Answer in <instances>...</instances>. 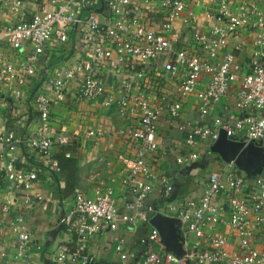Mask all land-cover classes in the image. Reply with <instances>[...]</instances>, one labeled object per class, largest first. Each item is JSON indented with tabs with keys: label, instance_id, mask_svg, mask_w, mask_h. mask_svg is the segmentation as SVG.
I'll list each match as a JSON object with an SVG mask.
<instances>
[{
	"label": "built area",
	"instance_id": "built-area-1",
	"mask_svg": "<svg viewBox=\"0 0 264 264\" xmlns=\"http://www.w3.org/2000/svg\"><path fill=\"white\" fill-rule=\"evenodd\" d=\"M28 1L0 0V7L11 9L16 16L14 22L0 21V86L7 87L17 78L12 95L18 107L24 87L33 89L32 77L39 76L46 67L47 73L34 95L38 127L26 142L40 153L53 174L62 171L53 147L68 145L69 138L53 135L52 107L67 97L70 82L78 84V96L100 100L105 107L115 106L122 116L138 117V125L124 132L136 149L123 180L130 199L121 209L113 187H97L91 196L80 187L74 188L73 203L61 215L60 224L77 236L76 245L59 244L53 252L55 262L91 264L95 254L87 250L89 237L162 213L181 220L185 254L177 256L166 250L158 229L153 227L148 238L142 239L145 246L139 252L128 251L125 243L119 242L116 250L123 260L131 258V264H264V248L252 242L264 230V169L261 174L249 176L234 161L221 159L220 169L208 174L198 201H177L173 183L159 177L147 160L149 153L160 148L157 135L164 114L179 118L185 98L197 91L201 116H205L211 105L229 95L239 79L232 110L224 116L216 115L211 124H179L188 150L176 157V163L187 165L199 160L200 153L192 149L199 144H206V151L212 152L221 128L232 139L254 141L264 148V8L247 0H216L218 10L210 33H192L197 54L177 49L179 37L173 30L178 19L193 23V13L187 14L189 0H52L55 8L45 3L27 8ZM135 1H147L152 8L155 5L165 11L163 32L149 27L134 13L131 5ZM102 5L103 11L98 12ZM247 29L256 34L255 48L249 71L241 76V66L227 46L229 38H239L241 30ZM72 34L83 56L72 62H53L48 48L55 42L65 46L72 41ZM103 68L112 70L119 80L109 86L98 75ZM23 140L14 131L0 133V177L28 188L38 175L19 165L17 151ZM2 189L0 182V230L8 228L15 234L17 245L11 264H18L31 245L26 216L34 200L23 196L22 213L16 207L17 197L5 196ZM156 189L164 199L162 206L148 202ZM36 199L41 201L43 196L38 194ZM218 222L241 235L237 253H231L227 238L215 231Z\"/></svg>",
	"mask_w": 264,
	"mask_h": 264
},
{
	"label": "crops",
	"instance_id": "crops-1",
	"mask_svg": "<svg viewBox=\"0 0 264 264\" xmlns=\"http://www.w3.org/2000/svg\"><path fill=\"white\" fill-rule=\"evenodd\" d=\"M247 1L257 2L264 8V0ZM40 3H45L51 8L57 6L52 3V0H29L25 6L34 8ZM131 7L136 15L146 20L149 27L163 32V23L167 20L165 11L158 10L155 5L152 8L147 1H135ZM187 8V14L193 13V23L186 24L182 19L173 23V30L179 37L177 49H187L189 52L198 54L192 33L194 30L210 33L218 5L216 0H189ZM15 20L16 16L11 9L5 6L0 7L1 22H14ZM74 36L75 34L71 35L72 41L65 46L62 44L59 46L55 42L48 48L53 62L56 60L72 62L83 56L81 45L80 49L76 47ZM255 38V32L249 29L241 30L239 38H229L227 50L232 52L236 62L240 64L241 76L249 71ZM222 53L224 51H221ZM46 73V67H42L41 74L32 77V82L35 84L34 90L31 88L28 91V86L24 87L22 104L18 107L12 95L17 87V78L6 84L7 87L0 86V133L14 131L17 136L24 139L17 151L19 165L36 171L38 175V179L28 188L0 177V182L3 184L1 192L7 197L10 194L17 197L16 207L20 209V212L25 213L21 205L23 196L29 195L34 200L33 208L26 216L31 245L18 264H58L53 258L56 247L62 243L71 247L76 245L77 236L66 232L60 224L61 215L73 203L74 188L80 187L91 196L97 187H113L121 209L125 201L130 199L123 180L133 164L136 149L134 143L124 132L127 128L138 125V117L122 116L115 106L105 107L100 100H89L78 96L76 82H70L67 97L52 107L53 135L69 138L68 145L56 144L53 147L62 171L59 174H53L40 153L28 146L26 138L38 127V112L34 105V95L37 86H41L40 79L44 78ZM98 75L109 86L112 81L119 80V76L108 68H103ZM202 87L200 86L198 90ZM239 87L240 79L221 103L209 107V113L205 116H201V102L197 91L185 98L183 111L179 118L172 119L168 114L163 115L157 135L160 148L156 152L149 153L147 160L159 177H167L173 183L175 200L181 201L188 198L198 201L204 191L208 174L218 171L221 167V158L209 150L206 151L207 147L204 143L192 148L200 153L199 160L187 165L176 163V157L188 150L184 142L185 132L179 129V124L207 125L213 122L216 115L224 116L228 110L234 108ZM91 130L95 131L96 135H89L88 132ZM66 153H70V156ZM38 194L43 196L41 201L36 199ZM148 202L162 206L164 199L159 196L156 189ZM152 228L150 220H143L135 225L122 224L115 231L108 230L89 237L86 243L87 250L95 254V261L91 264H131V258L127 260L121 258L116 250L117 245L123 241L126 250L139 252L145 246L142 239L148 238ZM215 231L227 238V249L231 253L238 252L241 235L235 228L218 222ZM252 242L264 248V230L259 231ZM16 245L17 238L12 231L8 228L0 230V264H11V254L14 253ZM190 264L197 263L191 262Z\"/></svg>",
	"mask_w": 264,
	"mask_h": 264
},
{
	"label": "water",
	"instance_id": "water-1",
	"mask_svg": "<svg viewBox=\"0 0 264 264\" xmlns=\"http://www.w3.org/2000/svg\"><path fill=\"white\" fill-rule=\"evenodd\" d=\"M104 5L97 9L102 12ZM211 151L224 162L234 161L239 168L249 176L261 174L264 169V148L254 141L235 140L227 135L224 128L219 130L218 138L211 146ZM150 224L157 228L166 250L177 256L185 254L184 238L181 230V220L162 213L155 214Z\"/></svg>",
	"mask_w": 264,
	"mask_h": 264
},
{
	"label": "trees",
	"instance_id": "trees-1",
	"mask_svg": "<svg viewBox=\"0 0 264 264\" xmlns=\"http://www.w3.org/2000/svg\"><path fill=\"white\" fill-rule=\"evenodd\" d=\"M58 159V158H57ZM58 161H59V159H58ZM59 163H60V161H59ZM61 165V164H60Z\"/></svg>",
	"mask_w": 264,
	"mask_h": 264
}]
</instances>
